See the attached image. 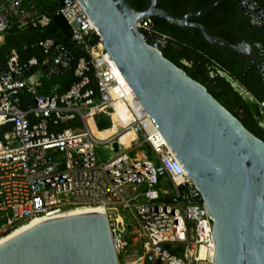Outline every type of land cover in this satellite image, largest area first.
<instances>
[{
    "label": "built area",
    "instance_id": "2783aa9c",
    "mask_svg": "<svg viewBox=\"0 0 264 264\" xmlns=\"http://www.w3.org/2000/svg\"><path fill=\"white\" fill-rule=\"evenodd\" d=\"M36 3L0 0V48L10 28H44L50 23L48 15L36 10ZM59 12L71 26V41L85 48L91 59L78 61L75 74L80 81L63 94L40 93L41 83L31 82L29 69L24 68H33L37 59L22 65L16 50L0 73V126L11 125L0 139V239L31 219L102 207L120 264H212L213 219L192 180L146 109L122 82L80 0L68 1ZM137 26L146 42L161 53L173 44L152 17L141 19ZM92 37L97 42L91 45ZM38 44L51 56L59 52L65 59L70 53L63 46L55 47L52 39ZM19 65L25 71L23 78ZM230 80L235 90L252 98L244 86ZM26 92L34 96V103L24 108ZM259 104L264 127V101ZM101 116L110 119V128L117 127L114 134L101 136L94 131ZM69 121L81 125L59 128ZM130 132V139L123 140ZM115 143L116 155L99 162L97 148L102 144L115 151ZM159 168L165 171L170 190L161 184Z\"/></svg>",
    "mask_w": 264,
    "mask_h": 264
},
{
    "label": "water",
    "instance_id": "95a60500",
    "mask_svg": "<svg viewBox=\"0 0 264 264\" xmlns=\"http://www.w3.org/2000/svg\"><path fill=\"white\" fill-rule=\"evenodd\" d=\"M68 1L59 0L64 6ZM98 28L108 52L140 103L192 180L213 219L216 251L212 264H264V141L220 104L200 82L151 47L137 23L158 17L181 27L196 26L212 44L238 49L213 38L198 14L175 17L158 0L135 10L127 0H80ZM254 29L264 35V6L239 0ZM71 46L79 44L71 41ZM263 47L256 42L253 47ZM240 51V50H239ZM244 53V52H240ZM251 70L264 80V48L259 58L247 56ZM46 75L71 68L73 56L55 52ZM21 78L25 71L19 65ZM24 68H33L26 65ZM259 114V112H257ZM118 151L117 143L114 144ZM159 177L165 171L158 169ZM0 264H120L106 214L102 211L64 215L22 232L0 246Z\"/></svg>",
    "mask_w": 264,
    "mask_h": 264
},
{
    "label": "trees",
    "instance_id": "16d2710c",
    "mask_svg": "<svg viewBox=\"0 0 264 264\" xmlns=\"http://www.w3.org/2000/svg\"><path fill=\"white\" fill-rule=\"evenodd\" d=\"M127 1L137 11L143 10L150 4V0ZM256 1L264 5V0ZM205 4L204 0H158V7L178 18L191 13L196 14L206 7ZM235 5L237 6V3L233 0L227 3L228 9L223 12L222 16L215 14L214 10H210L192 21L201 23L210 30L213 27L209 24L210 21L214 22H212L213 25L223 23L227 15L234 13ZM60 8L59 0H37L36 10L48 15L50 23L44 28L12 27L7 31L5 42L0 48V73L7 69L10 54L12 50H16L19 63L22 65H26L32 58L37 59L38 64L33 67V72L41 71L43 73L39 78L41 85L38 88L42 94L51 92L56 86L55 90L59 94H63L80 81V78L75 74L77 63L81 58L90 60L91 56L85 48L71 46L72 29L59 12ZM153 20L157 29L169 34L173 39V44L163 51L164 57L181 67L188 76L204 85L220 104L236 116L249 131L264 141V127L261 125L263 116L259 106V102L264 101V80L260 71L254 66L251 70H247L250 66L247 61L230 52L226 53V49L211 44L196 26L181 27L158 17H154ZM252 28L253 25L246 22L241 31L248 33ZM45 39H52L55 47L63 46L72 54L71 68L55 75H46L44 66L50 60L52 52L45 53L38 44ZM258 40H263V38H258ZM96 42L97 38L92 37L91 45ZM187 63H191V65L189 66ZM89 75L91 77L90 86L93 87V70L89 72ZM230 79L244 86L252 98L245 97L235 90ZM33 103L34 96L26 92L22 96V107L26 108ZM30 119L32 122L36 121L33 117ZM80 125L78 121H69L59 128ZM96 126L100 131L109 129L111 121L101 116L96 120ZM10 129L11 125L0 126V139ZM144 150L149 157H152L153 153L148 145L144 146ZM164 182L169 185L166 173L161 179V184L164 185Z\"/></svg>",
    "mask_w": 264,
    "mask_h": 264
},
{
    "label": "crops",
    "instance_id": "0c3cea01",
    "mask_svg": "<svg viewBox=\"0 0 264 264\" xmlns=\"http://www.w3.org/2000/svg\"><path fill=\"white\" fill-rule=\"evenodd\" d=\"M204 1H206V4L204 5V6H206L204 8L206 10L204 12L214 10L215 14L222 16L223 12H225V10L228 9L227 3H230L232 0H230V1L229 0H204ZM233 2L237 3V6L236 5L234 6V13L231 15L230 14L227 15L226 20L219 25H213L214 22L212 21L213 22L212 23L208 19L207 22L209 23V21H210L209 24H211V26H213V27H212V29L210 28V30L209 29H207V30L212 34L213 38L220 40L222 42L230 43L231 45H236L240 51L237 49L226 48V47H221V46H217V45H215V46L226 49V51H225L226 53L230 52L231 54H234V55L241 57L242 59L247 61L250 65L251 63H250L249 59L247 58V56L251 57L253 60H255L256 58H259V53L264 48V35L261 32V30H256V29H254V27L252 29H250L248 33L241 31L242 27H244L246 22L251 23V21L246 17V15L240 9V7L238 5L239 0H233ZM204 9H202V10H204ZM229 9H230V7H229ZM202 10H200L199 12H201ZM199 12H197L196 14H198ZM192 14H195V13H192ZM258 38L259 39L263 38V40H258ZM256 42H260L263 45V47L261 48V47L257 46L258 48L255 49L253 47V45ZM240 52H244V53H240ZM46 64H48L50 68H53L55 65L54 62L52 61L51 57H50V60L47 61ZM29 73H31V72H28V74ZM37 73H39V78H41L43 73L41 71H38ZM56 88H57V86L54 87L53 89H56Z\"/></svg>",
    "mask_w": 264,
    "mask_h": 264
},
{
    "label": "bare ground",
    "instance_id": "6f19581e",
    "mask_svg": "<svg viewBox=\"0 0 264 264\" xmlns=\"http://www.w3.org/2000/svg\"><path fill=\"white\" fill-rule=\"evenodd\" d=\"M117 69H118V72L120 73L119 75L121 77L122 82L125 83L132 90L131 86L129 85V83L127 82V80L125 79V77L123 76V74L121 73V71L119 70L118 67H117ZM28 71H30V69ZM53 91H56V90L53 89ZM132 92L134 93L133 90H132ZM116 129H117V127L110 128V129H108L106 131H100V130L98 132H96L95 130L94 131L96 133H98L99 135H101V136H106V135H112V134H114L116 132ZM132 135H133V133L130 132V133L126 134L122 139L123 140H125V139L129 140ZM93 211H102L104 213V209L102 207H93V208H84V209L71 210L70 212L66 213L65 215L85 213V212H93ZM60 216H64V215H60ZM60 216H56L54 218H37V219H31V220H29V222H27L25 225H21V227L19 229L14 230V231L10 232L8 235H6L3 238H1L0 239V246L3 245L4 243L8 242L9 240L13 239L17 235L21 234L22 232H25V231L29 230L30 228H32V227H34V226H36V225H38V224H40L42 222H45V221H47L49 219H55V218L60 217Z\"/></svg>",
    "mask_w": 264,
    "mask_h": 264
},
{
    "label": "rangeland",
    "instance_id": "374dc122",
    "mask_svg": "<svg viewBox=\"0 0 264 264\" xmlns=\"http://www.w3.org/2000/svg\"><path fill=\"white\" fill-rule=\"evenodd\" d=\"M28 78L31 82L35 83L39 79V73L31 72L28 74ZM95 131L98 132L99 130L95 129ZM100 146V148H97V158L99 162L109 160L116 155V152L114 150H111L110 148H105L104 146H102V144ZM164 186L167 188V190H170V187L166 182H164ZM127 216L130 217V214L128 212Z\"/></svg>",
    "mask_w": 264,
    "mask_h": 264
}]
</instances>
